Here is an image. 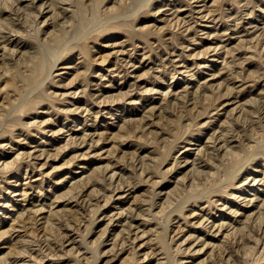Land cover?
I'll return each instance as SVG.
<instances>
[{"label":"rangeland","instance_id":"374dc122","mask_svg":"<svg viewBox=\"0 0 264 264\" xmlns=\"http://www.w3.org/2000/svg\"><path fill=\"white\" fill-rule=\"evenodd\" d=\"M263 214L264 0H0V264H264Z\"/></svg>","mask_w":264,"mask_h":264},{"label":"bare ground","instance_id":"6f19581e","mask_svg":"<svg viewBox=\"0 0 264 264\" xmlns=\"http://www.w3.org/2000/svg\"><path fill=\"white\" fill-rule=\"evenodd\" d=\"M138 1H139V0H138ZM66 2H67V1H66ZM92 6H93V5H92ZM40 8H41V7H40ZM94 9H95V8H94ZM60 11H61V10H60ZM92 12H93V11H92ZM62 14H63V13H62ZM77 14H78V13H77ZM118 14H119V13H118ZM178 20H180V19H178ZM67 21H68V20H67ZM67 23H68V22H67ZM99 23H100V22H99ZM176 23H177V22H176ZM69 24H70V23H69ZM75 27H76V26H75ZM76 29H77V28H76ZM12 30H14V29H12ZM15 30H16V29H15ZM77 31H78V30H77ZM75 32H76V30H75ZM60 34H61V33H60ZM6 37H7V36H6ZM60 38H61V37H60ZM61 42H62V41H61ZM54 43H55V42H54ZM57 44H58V42H57ZM61 44H62V43H61ZM44 45H45V44H44ZM59 46H61V45L59 44ZM57 48H58V47H57ZM51 50H52V52H54L55 48H54V47H51ZM57 50H58V49H57ZM62 50H63V49H62ZM66 50H67V49H66ZM35 51H36V50H35ZM35 51H34V52H35ZM37 52H38V51H37ZM41 52H42V51H41ZM41 52H40V53H41ZM47 52H48V51H47ZM47 52H46V54L44 53L43 56L41 55V56L39 57V60H38L37 62H34V63L32 64V67H31V69H30V70H31V75H33V74H39V72H42V71H45V70H46V68H47L46 61H47V59H45V58L51 57V56H53L52 54H54V53H52L51 56H47V57H45L44 55H47ZM42 53H43V52H42ZM61 53H62V51H61ZM36 54H37V53H36ZM62 54H64V53H62ZM48 55H50V54H48ZM30 56H31V55H30ZM30 56H28L27 58H29ZM54 56H56V54H55ZM27 58H25V59H27ZM33 58H35L34 53H33ZM52 58H53V57H52ZM56 58H57V57H56ZM58 58H59V57H58ZM29 59H30V58H29ZM56 60H57V59H56ZM27 61H28V63L30 62L29 60H27ZM52 62H54V61H52ZM52 64H53V63H52ZM54 65H55V64H54ZM21 72H22V70H21ZM48 73H49V71L47 72V74H48ZM41 74H42V73H41ZM27 77H28V76H24V78H27ZM36 77H37V76H36ZM42 78H43V77H42ZM28 79H29V77H28ZM30 80H31V77H30ZM36 80H37V78H36ZM28 86H29V85H28ZM22 100H23V99H22ZM258 106H259V105H258ZM223 133H224V132H223ZM219 136H220V135H219ZM226 136H227V135H226ZM229 137H230V136H229ZM225 138H226V137H225ZM244 138H245V137H244ZM226 139H227V138H226ZM216 140H217V139H216ZM241 142H242V141H241ZM243 142H244V141H243ZM224 143H225V142H224ZM249 144H250V143H249ZM249 144H247V146H248ZM249 146H251V144H250ZM233 147H234V146H233ZM233 147H232V149H233ZM229 148H230V147H229ZM234 148H235V147H234ZM246 148H247V147H246ZM246 148H244V149H246ZM235 150H236V149H235ZM235 150H234V151H235ZM238 150H239V149H238ZM248 150H249V149H248ZM227 151H229V149L226 150V152H227ZM230 151H231V148H230ZM230 151H229V154H230ZM239 151H241V149H240ZM257 151H258V150H257ZM257 151H255V152H257ZM206 152H207V151H206ZM226 152H225V153H226ZM232 152H233V151H231V153H232ZM225 153H224V154H225ZM240 153H241V152H237V151H235V155H234V153H232V155H234V157H236V158L234 159V160H236V161H234V162L232 161V162L234 163L233 166H235L237 163H239V162L241 161L240 159H242V157H240ZM249 153H251V151L248 152V154H249ZM226 154H228V153H226ZM226 154H225V155H226ZM229 154H228V156H229ZM246 154H247V151H246ZM248 154H247V155H248ZM230 155H231V154H230ZM232 155H231V156H232ZM231 156H230V157H231ZM242 156H243V155H242ZM210 157H211V156H210ZM223 157H224V155H223ZM232 157H233V156H232ZM247 157H248V156H247ZM226 158H227V157H226ZM249 158H250V157H249ZM227 159H228V158H227ZM229 159H230V158H229ZM231 159H232V158H231ZM246 159H247V158H246ZM224 160H225V158H224ZM204 161H205V160H204ZM222 162H223V161H222ZM243 162H244V161H242L241 164H243ZM6 163H7V162H6ZM202 163H203V162H202ZM215 164H216V165H215ZM215 164H214V165H215V167H216L218 163L216 162ZM241 164H240V165H241ZM246 164H247V162H246ZM218 165H219V164H218ZM220 165H221V164H220ZM220 165H219V166H220ZM231 165H232V164H231ZM238 165H239V164H238ZM238 165H237V166H238ZM241 166H242V165H241ZM212 167H213V166H212ZM235 167H236V166H235ZM246 167H247V166H246ZM257 167H258V166H257ZM239 168H240V167H239ZM239 168H236V169H239ZM241 169H242V168H241ZM258 169H259V168H258ZM226 170H227V169H226ZM234 170H235V169H234ZM220 171H221V170H220ZM235 171L237 172V170H235ZM214 172H215V171H214ZM227 172H228V171H227ZM238 172H239V170H238ZM199 173H200V172H199ZM202 173H203V172H202ZM209 174H210V173H209ZM209 174H208V175H209ZM232 174H233V173H232ZM235 174H236V173H235ZM228 177H229V176H228ZM255 177H256V176H255ZM256 179H257V178H256ZM220 181H222V179H221ZM255 181H256V180H255ZM226 186H227V185H226ZM212 189H213V188H212ZM203 191H204V190H203ZM210 191H211V190H210ZM199 194H200V193H199ZM171 195H173V194H171ZM201 195H202V194H201ZM204 195H205V194H204ZM190 196L192 197V195H190ZM194 196H196V195H194ZM166 197H167V196H166ZM169 199L172 200V198H169ZM187 199H189V198H187ZM167 200H168V198H167ZM185 200H186V199H185ZM169 201H170V200H169ZM172 202H173V201H172ZM172 202H171V203L169 202V203L172 204ZM180 202H181V201H180ZM182 202H183V201H182ZM178 203H179V202H178ZM185 203H186V202H185ZM161 204H162V203H161ZM165 204H166V203H165ZM179 204H180V203H179ZM179 204H178V205H179ZM178 205H177V206H178ZM162 206H163V205H162ZM164 206H165V205H164ZM177 206H175V207H177ZM183 207H184V206H181V205H180V206L177 207V210H179V212H180V211H182ZM163 208H165V207H163ZM161 209H162V208H161ZM142 210H143V209H142ZM261 213H262V212H261ZM130 214H131V213H130ZM130 214H129V215H130ZM263 215H264V214H263ZM125 217H126V216H125ZM128 217H129V216H128ZM166 219H167V218H166ZM171 219H172V218H169V219H168L169 224H170V222L172 221ZM126 220H127V219H126ZM170 220H171V221H170ZM166 221H167V220H166ZM168 222H167V223H168ZM90 223H91V222H90ZM129 223H130V222H129ZM131 223H132V222H131ZM90 225H91V224H90ZM93 225H94V224H93ZM165 225H166V224H164V228H163L164 231H165V229H166L167 226H168V225H166V228H165ZM123 228H124V227H123ZM123 228H122V229H123ZM168 228H169V226H168ZM168 228H167V229H168ZM124 229H126V228H124ZM91 230H92V229H91L90 226H89L88 231H86V232H89V233H90ZM167 231H168V230H167ZM165 232H166V231H165ZM86 234H87V233H86ZM166 234H167V233H166ZM85 238H86V237H85ZM85 238H84V239H85ZM83 241H84V240H83ZM85 241H86V240H85ZM85 241H84V242H85ZM95 251H97V249H95ZM21 253H22V252H21ZM22 255H23V253H22Z\"/></svg>","mask_w":264,"mask_h":264}]
</instances>
